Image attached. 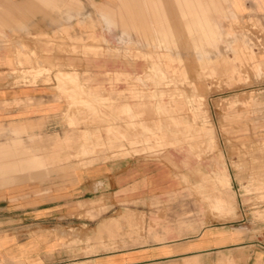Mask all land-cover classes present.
Wrapping results in <instances>:
<instances>
[{"label": "rangeland", "instance_id": "374dc122", "mask_svg": "<svg viewBox=\"0 0 264 264\" xmlns=\"http://www.w3.org/2000/svg\"><path fill=\"white\" fill-rule=\"evenodd\" d=\"M31 1L34 8L0 0V39L5 38L2 28L11 7L16 17L34 26L32 20L42 12L37 6H44L55 13V19H50L55 27L49 33L33 35L26 28L20 35L15 27L14 37L22 36L31 43L39 39L44 46L23 44L21 50L28 60L17 58L14 71L8 74L12 83H43L60 106L58 111L45 116V121L54 123H46L39 143L31 141L32 136L21 140L20 129L7 132L0 127V144H8L7 150L0 152V188L19 184L21 171L37 166H45L46 181L59 177L58 185L62 187L74 168L94 163L130 156L173 160L176 164H172V174L183 189L173 191L172 196L197 198L199 214L205 220L228 223L247 237L244 252L240 251L235 261L234 253L221 256L220 264L240 261L264 264V0H158L160 5L156 0H146L145 8L141 0H107L103 6L100 0ZM170 9L173 13H166ZM109 13L112 22L102 16ZM151 23L170 26L173 35L167 36L166 45L172 52L179 51L182 58L176 60L171 52L172 59L166 62L173 69L166 70L167 77L159 74V79L164 82L170 78L169 87L174 85L189 95L185 96L187 105L191 112H197L193 122L205 120L207 125H202L206 133L191 141L174 133L169 134L166 143L142 150L140 142L129 143L120 136L109 139L106 128L110 125L121 128L122 120L115 116L121 113L120 105L134 101L130 99L131 90L151 85L148 79L152 78L146 79L145 84L136 77L150 58L144 51L153 47ZM156 49V54L165 53L161 46ZM15 52H19L17 47ZM150 65L160 67V63ZM182 69L186 77L175 79ZM58 70L75 73L80 84L95 89L100 99L90 98L88 102L101 110L102 115L79 99L70 100L59 89L54 78ZM80 95L87 97L85 93ZM83 131L87 141H95L93 133L99 134L98 142L86 151L78 149ZM13 143H19L20 147L14 149ZM31 150L44 151L43 163L36 158H22ZM169 152L177 156L165 157ZM221 168L228 173L225 188L215 180L216 171ZM27 177L37 179L38 175L25 173L23 178ZM223 189L233 203L226 210L212 200ZM100 196L78 200L76 213L98 217L106 208L101 205ZM96 224L95 230L99 231L101 223ZM139 224L137 221L135 225ZM120 225L128 229V235L132 234L131 221ZM103 226L109 235L122 228L116 221L105 222ZM98 235L99 232L94 233L90 250L117 246L114 237L106 239L108 244L103 245ZM125 240L128 239H121L122 244ZM128 241L132 242V238Z\"/></svg>", "mask_w": 264, "mask_h": 264}, {"label": "crops", "instance_id": "0c3cea01", "mask_svg": "<svg viewBox=\"0 0 264 264\" xmlns=\"http://www.w3.org/2000/svg\"><path fill=\"white\" fill-rule=\"evenodd\" d=\"M8 1L35 7L31 0ZM106 1L100 0L99 3L103 6ZM141 2L144 7L146 0ZM37 7L42 12H38L35 20H32L34 26L16 17L12 7L5 15V28H2L5 38L0 39V127L7 132L20 129L21 140L32 136L31 141L39 143L43 140L46 123H54L45 121V116L58 111L60 105L43 83H12L8 74L14 71L17 58L20 61L28 60L21 50L23 44L44 46L39 39L31 43L22 36L14 37L13 29L16 27L18 34L23 35L22 30L26 28L33 35L49 33L55 27L50 21L51 18L55 19V13L47 11L44 6ZM166 13L172 14L173 10H166ZM102 16L113 21L110 13ZM190 24L188 21L187 29L192 26ZM19 26L23 29L19 30ZM170 29L166 24H150L153 47L144 51L150 58L143 72L136 77L145 84L146 79L152 78L148 79L152 86L129 90L130 99L134 101H125L120 105L121 113L115 116L122 120V127H107L109 139L124 137L129 143L140 142L141 149L145 150L166 143V138L170 140L169 134L179 133L191 141L206 133L202 126L206 124L205 120L204 123L193 122L197 119V112H191L187 105L185 96L189 95L174 85L169 87L172 84L170 78L169 81L165 78L163 82L158 77L159 74L167 77L166 70L173 69L166 62L172 59V51L165 42L167 36L173 35ZM159 46L165 48V53L161 51L156 54ZM173 52L176 60L181 61L179 51ZM199 52L195 54L199 56ZM250 55L255 57L252 51ZM151 62L160 63L159 69L158 66L152 67ZM185 77V70L182 69L175 79ZM54 78L59 89L70 100L79 99L83 105L102 115L101 110L88 102L90 98L97 100L101 96L94 88L80 84L75 73L58 70ZM80 93L87 94L88 98ZM93 136L95 141H87L84 137L78 149H91L99 139V134L93 133ZM7 147V143H1L0 152L4 153ZM12 147L20 146L13 143ZM169 154L165 157L177 156L173 152ZM23 157L36 158L37 162L43 163L45 156L42 150H31ZM173 163L176 164V161L141 156L94 163L86 168H74L69 181L62 187L58 185L59 177L51 182L45 180V166L21 171L19 184L12 183L0 188V264H220L221 256L226 257L230 253H234L235 261L239 252H244L246 248V235L228 223L205 220V216L199 214L197 198L172 196L173 191L183 189L172 174ZM25 173L38 177L25 179ZM215 180L227 187L228 173L224 168L216 171ZM49 183L53 186L50 187ZM99 194L101 205L106 208L98 217L76 213L78 200L98 197ZM212 200L214 205L224 210L233 204L226 189L214 195ZM110 221H116L118 226L131 221L132 234L128 235V229L122 226L114 235H109L103 224ZM137 221L140 223L138 227L135 225ZM99 222L101 229L97 231L96 223ZM98 232L103 245L108 244L106 239L114 237L117 246L90 250L93 248L94 233ZM129 238H132V242L128 241ZM121 239L128 240L122 244ZM237 264L244 263L240 261Z\"/></svg>", "mask_w": 264, "mask_h": 264}]
</instances>
